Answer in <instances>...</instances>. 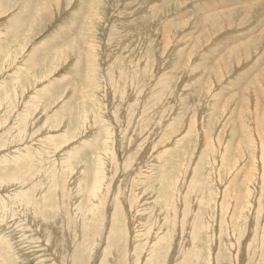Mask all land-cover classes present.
Wrapping results in <instances>:
<instances>
[{
  "label": "rangeland",
  "instance_id": "374dc122",
  "mask_svg": "<svg viewBox=\"0 0 264 264\" xmlns=\"http://www.w3.org/2000/svg\"><path fill=\"white\" fill-rule=\"evenodd\" d=\"M263 160L264 0H0V264H264Z\"/></svg>",
  "mask_w": 264,
  "mask_h": 264
},
{
  "label": "bare ground",
  "instance_id": "6f19581e",
  "mask_svg": "<svg viewBox=\"0 0 264 264\" xmlns=\"http://www.w3.org/2000/svg\"><path fill=\"white\" fill-rule=\"evenodd\" d=\"M49 1H50V0H49ZM59 2H60V1H59ZM67 4H68V3H67ZM233 4H234V3H233ZM231 6H232V5H231ZM53 8H54V7H53ZM216 8H217V7H216ZM214 10H215V9H214ZM39 15H40V14H39ZM48 15H49V14H48ZM72 16H73V15H72ZM81 17H82V15H81ZM84 17H85V16H84ZM71 18H72V17H71ZM86 18L89 19L87 16H86ZM73 19H74V18H73ZM81 20H82V18H81ZM74 21H75V19H74ZM134 21H135V20H134ZM82 23H84V22H82ZM78 24H79V23H78ZM87 24H88V23H87ZM73 26H74V24H73ZM78 26H79V25H78ZM80 26H81V24H80ZM91 26H92V25H91ZM14 28H17V25H16V24H14ZM93 31H94V30H93ZM79 32H80V31H79ZM84 36H85V35H84ZM91 37H92V36H91ZM87 39H88V37H87ZM165 42H166V41H165ZM76 43H77V41H76ZM163 43H164V42H163ZM76 47H77V46H76ZM62 48H63V47H62ZM78 48H79V47H78ZM62 50H64V48H63ZM69 51H70V49H69ZM78 51H79V50H78ZM61 53H62V52H61ZM63 54H64V53H63ZM63 54H62V56H61L60 59L63 58ZM67 54H68V53H67ZM69 54H70V53H69ZM222 56H223V55H222ZM66 57H68V56H66ZM66 57H65V58H66ZM78 57H80V56H78ZM69 58H70V57H69ZM69 58H68L67 60H69ZM81 59H82V58H81ZM81 59H80V61H81ZM72 60H73V59H72ZM59 61H60V60H59ZM82 61H83V60H82ZM67 62H68V61H67ZM71 62H72V61H71ZM90 62H91V61H90ZM232 62H233V61H232ZM88 64H89V63H88ZM148 64H149V63H148ZM54 65H55V64H54ZM66 65H67V64H66ZM90 65H91V64H90ZM45 66H46V65H45ZM51 66H52V65H51ZM61 66H62V64H61ZM91 66L93 67V65H91ZM43 67H44V66H43ZM46 67H47V66H46ZM55 67H56V66H55ZM239 68H240V67H239ZM51 69H53V68H51ZM51 69H50V71H51ZM91 69H92V68H91ZM50 71H49V72H50ZM53 72H54V71H53ZM53 72H52V73H53ZM91 73H92V72H91ZM50 75H51V74H50ZM88 75H89V73H88ZM250 78H251V77H250ZM93 80H94V79H93ZM164 80H165V79H164ZM47 93H48V91H47ZM194 93H195V92H194ZM10 94H11V93H10ZM48 94H49V93H48ZM54 95H55V94H54ZM19 96H20V95H19ZM55 96H56V95H55ZM35 100H36V99H35ZM40 101H41V100H40ZM9 105H10V104H9ZM67 107H69V106H67ZM40 109H41V108H40ZM67 109H68V108H67ZM70 109H71V108H70ZM61 110H62V109H61ZM65 110H66V109H65ZM99 110H100V109H99ZM72 111H73V110H72ZM72 111H71V112H72ZM24 112H25V111H24ZM57 112H58V111H57ZM57 112H56V113H57ZM60 113H61V112H60ZM68 113H69V111H68ZM75 113H76V112H75ZM54 114H55V113H54ZM54 114H53V116H54ZM66 114H67V112H66ZM61 115H62V113H61ZM61 115H60V116H61ZM77 115H78V114H77ZM84 115H85V114H84ZM86 115H87V114H86ZM69 116H70V114H69ZM5 117H6V116H5ZM94 117H95V116H94ZM71 118H72V116H71ZM29 119H30V118H29ZM93 119H94V118H93ZM95 119H96V118H95ZM99 119H100V118H99ZM99 119H98V120H99ZM104 120H105V119H104ZM8 121H10V120H8ZM31 121H34V120H31ZM79 122H80V120H79ZM85 122H86V120H85ZM93 122H94V121H93ZM100 122H101V120H100ZM28 123H29V122H28ZM31 123H32V122H30L29 124H31ZM35 124H36V123H35ZM59 124H61V123H59ZM92 124H93V123H92ZM95 124H96V123H95ZM31 125H32V124H31ZM83 125H84V124H83ZM34 126H36V125H34ZM57 126H58V125H57ZM59 126H60V125H59ZM81 126H82V125H81ZM88 126H89V125H88ZM61 127H63V126H61ZM61 127H60V128H61ZM45 128H46V127H45ZM71 128H72V127H71ZM89 128H90V127H89ZM102 128H104V127H102ZM33 129H34V128H33ZM66 129H67V128H66ZM66 129H65V130H66ZM106 129H107V128H106ZM106 129H103V130L106 131ZM98 130H99V129H98ZM108 130H109V133H110V129H108ZM108 130H107V131H108ZM31 131H32V130H31ZM73 132H74V131H73ZM6 133H7V132H6ZM10 133H11V132H10ZM24 133H25V132H24ZM68 133H69V132H68ZM74 133H76V131H75ZM80 133H83V132H80ZM80 133L78 134V135H79V136H78L79 139H81V138H80V137H81V134H80ZM85 133H86V132H85ZM85 133H84V134H85ZM111 133H112V132H111ZM34 134H35V133H34ZM72 134H73V133H72ZM20 135H21V134H20ZM29 135H30V134H29ZM23 136H24V135H23ZM68 136H70V135H68ZM71 136H72V135H71ZM109 136H110V134H109ZM1 137H3V136H1ZM20 137H21V136H19V138H20ZM72 137H73V136H72ZM76 137H77V136H76ZM78 137H77V138H78ZM100 137H101V136H100ZM60 139H61V136H60ZM63 139H64V138H63ZM63 139H62V140H63ZM68 139H69V138H68ZM65 141H67V140H65ZM75 141H76V140H75ZM93 141H94V140H93ZM110 141H112V140H110ZM38 142H39V141H38ZM45 142H46V141H45ZM63 142H64V141H63ZM69 142H70V141H69ZM79 142H80V141H79ZM83 142H84V141H82V143H83ZM91 142H92V140H91ZM66 143H68V142H66ZM77 143H78V142H77ZM87 143H88V142H86V144H87ZM111 143H112V142H111ZM69 144H70V143H69ZM88 144H90V143H88ZM93 144H96V143L94 142ZM93 144H92V145H93ZM21 145H22V144H21ZM24 145H25V144H24ZM67 145H68V144H67ZM30 146H31V145H30ZM34 146H35V145H34ZM21 147H22V146H21ZM32 147H33V146H32ZM62 147H63V145L61 146V148H62ZM14 148H15V147H14ZM18 148H19V147H18ZM33 149H34V148H33ZM37 149H38V148H37ZM58 149H60V148L58 147ZM49 151H50V150H49ZM21 152H23V151H21ZM39 152H41V151H39ZM57 152H58V151H57ZM66 152H67V154H71V153L74 154V153H75L74 149H70V150H68V151H65V153H66ZM76 152H77V150H76ZM78 152H80V151H78ZM44 153L46 154V152H44ZM63 153H64V152H63ZM84 153H85V152H84ZM32 154H34V153H32ZM35 154H36V153H35ZM81 154H82V153H81ZM81 154H80V155H81ZM162 154H163V153H160L159 156H161ZM30 155H31V154H30ZM42 155H43V154H42ZM65 155H66V154H65ZM35 156H37V155H35ZM60 156H63V154H62V155L60 154ZM77 156H79V155H77ZM20 157H21V156H20ZM40 157H41V156H40ZM43 157H44V156H43ZM80 157H81V156H80ZM82 157H84V156H82ZM90 157H91V156H90ZM14 158H15V157H14ZM67 158H68V157H67ZM8 159H10V158H8ZM38 159H39V158H38ZM42 159H43V158H42ZM78 159H80V158L78 157ZM85 159H86V158H85ZM35 160H37V159H35ZM35 160H34V161H35ZM51 160H52V159H51ZM61 160H62V159H61ZM65 160H66V159H65ZM75 160H76V159H75ZM81 160H83V159H81ZM96 160H97V159H96ZM6 161H7V160H6ZM39 161H40V160H39ZM62 161H63V160H62ZM94 161H95V159H94ZM105 161H106V160H105ZM160 161H161V160H160ZM263 161H264V160H263ZM20 162H21V161H20ZM35 162H36V161H35ZM47 162H48V161H47ZM67 162H68V161H67ZM78 162H79V161H78ZM96 162H97V161H96ZM101 162H102V161H101ZM156 162H157V161H156ZM42 163H43V162H42ZM81 163H82V162H81ZM161 163H162V162H161ZM40 164H41V163H40ZM47 164H48V163H47ZM49 164H50V162H49ZM51 164H52V162H51ZM61 164H64V162L61 163ZM72 164H73V163H72ZM83 164H84V162H83ZM43 165H44V164H43ZM68 165H69V164H68ZM87 165H88V164H87ZM101 165H102V164H101ZM8 166H9V165H8ZM158 166H159V165H158ZM164 166H165V165H164ZM64 167H65V166H64ZM70 167H71V166H70ZM78 167H80V166H78ZM86 167H87V166H86ZM86 167H85V168H86ZM263 167H264V166H263ZM21 168H23V167H21ZM66 168H67V170H70L67 166H66ZM73 168H74V167H73ZM92 168L95 169L94 167H92ZM92 168H91V170H92ZM111 168H112V167H111ZM111 168L109 169L110 171H111ZM168 168H169V167H168ZM61 169H62V168H61ZM74 169H75V168H74ZM86 169H87V168H86ZM101 169H102V168H101ZM166 169H167V168H166ZM263 169H264V168H263ZM48 170H49V169H48ZM48 170H47V172H48ZM71 170H72V169H71ZM76 170H77V169H76ZM83 170H84V169H83ZM112 170H113V169H112ZM5 171H6V170H5ZM15 171H16V170H15ZM17 171H18V170H17ZM25 171H27V170H25ZM54 171H55V170H54ZM63 171H64V170H63ZM89 171H90V170H89ZM93 171H94V170H93ZM99 171H100V170H99ZM110 171H109V172H110ZM10 172H11V171H10ZM19 172H20V171H19ZM47 172H46V173H47ZM84 172H85V171H84ZM94 172H95V171H94ZM94 172H93V173H94ZM97 172H98V171H97ZM111 172H112V171H111ZM111 172H110V173H111ZM263 172H264V170H263ZM72 173H73V172H72ZM85 173H86V172H85ZM110 173H109V174H110ZM12 174L15 175V173H12ZM27 174H28V173H27ZM40 174H42V173L40 172ZM48 174H49V172H48ZM54 174H55V173H54ZM89 174H90V172H89ZM91 174H92V173H91ZM102 174H103V173H102ZM9 175H10V173H9ZM65 175H66V174H65ZM7 176H8V175H7ZM16 176H17V175H16ZM16 176H15V177H16ZM34 176H35V175H34ZM34 176H33V177H34ZM92 176H94V175H92ZM106 176H107V175H106ZM108 176H109V175H108ZM12 177H13V175L10 177V179L8 178L7 180H11ZM33 177H32V178H33ZM71 177H72V176H71ZM96 177H97V176H96ZM156 177H157V176H156ZM16 178H17V177H16ZM24 178H25V177H24ZM29 178H30V177H29ZM91 178H92V177H91ZM100 178H101V177H100ZM263 178H264V177H263ZM5 179H6V178H5ZM25 179H26V178H25ZM54 179H55V178H54ZM81 179H82V178H81ZM88 179H90V178H88ZM95 179H96V178H95ZM95 179H93V180H95ZM101 179H102V178H101ZM107 179H108V178H107ZM158 179H159V178H158ZM97 180H98V179H97ZM108 180H109V179H108ZM5 181H6V180H5ZM12 181H13V180H12ZM82 181H83V180H82ZM98 181H100V180H98ZM102 181H103V180H102ZM104 181H106V179H105ZM77 182H78V179H75V180H74V185H76ZM85 182H86V179H85ZM85 182H84V183H85ZM94 182L98 183L97 181H94ZM178 182H179V181H178ZM12 183H13V182H11V181L8 182L9 185H11ZM17 183H18V182H17ZM75 183H76V184H75ZM91 183H92V181H91ZM104 183H105V182H104ZM5 184H6V183H5ZM15 184H16V183H15ZM18 184H19V183H18ZM78 184L80 185V182H79ZM86 184H87V183H86ZM102 184H103V183H102ZM72 185H73V184H72ZM74 185H73V186H74ZM97 185L99 186V184H97ZM13 186H14V185H13ZM61 187H62V186H61ZM76 187H77V186H76ZM17 188H18V187H17ZM63 188H64V187H63ZM90 188H91V187H89V189H90ZM92 188H93V184H92ZM95 188H96V187H95ZM99 188H100V187H99ZM101 188H102V186H101ZM190 188H191V187H190ZM11 189H12V188H11ZM102 189H103V188H102ZM140 189H141V188H140ZM192 189H193V188H192ZM78 190H80V189H78ZM96 190H97V189H96ZM96 190H95V191H96ZM98 190H99V189H98ZM256 190H257V189H256ZM69 191H70V190H69ZM89 191H90V190H89ZM140 191H141V190H140ZM140 191H139V192H140ZM98 192H99V191H98ZM137 192H138V191H137ZM10 193H11V192H10ZM17 193H18V192H17ZM95 193H96V192H95ZM140 193H141V192H140ZM142 193H143V195H144V192H142ZM152 193H153V192H152ZM7 194H9V193H7ZM72 194H73V193H72ZM81 194H82V193H81ZM89 194H90V193H89ZM138 194H139V193H138ZM55 195H56V194H55ZM102 195H103V194H102ZM150 195H151V194H150ZM0 196H1V195H0ZM10 196H12V195H10ZM22 196H24V193L22 194ZM204 196H205V195H204ZM146 197H148V196L146 195L145 198H146ZM0 198H1V197H0ZM2 198H3V197H2ZM25 198H26V197H25ZM40 198H41V197H40ZM93 198H94V197H93ZM93 198H92V199H93ZM140 198H141V197H139V199H140ZM95 199H97V198H95ZM135 199H137V198H135ZM203 199H204V198H203ZM18 200H19V199H18ZM18 200H17V201H18ZM20 200H21V199H20ZM137 200H138V199H137ZM137 200H136V201H137ZM140 200H141V199H140ZM146 200H147V199H146ZM25 201H26V200H25ZM141 201H143V200H141ZM156 201H157V200H156ZM19 202H20V201H19ZM35 202H36V201H35ZM46 202H47V201H46ZM20 203H23V202H20ZM25 203L28 204L29 202L27 201V202H25ZM56 203H57V202H56ZM138 203H139V202H138ZM151 203H152V202H151ZM158 203H159V202H158ZM89 204H90V203H89ZM197 204H198V203H197ZM69 205H71V204H69ZM80 205H81V204H80ZM153 205L155 206L154 203H153ZM156 205H157V204H156ZM29 206H31V205L29 204ZM157 206H159V205H157ZM157 206H156V208H157ZM24 207H25V206H24ZM73 207H74V206H73ZM87 207H88V205H87ZM43 208H44V207H43ZM76 208H77V207H76ZM76 208H75V209H76ZM89 208H90V207H89ZM23 209H25V208H23ZM72 209H73V208H72ZM72 209H71V210H72ZM96 209H97V208H96ZM27 210H28V209H27ZM27 210H25V211L27 212ZM43 210H45V209H43ZM23 211H24V210H23ZM46 211H47V210H46ZM49 211H50V210H49ZM89 211H90V210H89ZM94 211H95V210H94ZM106 211H108V210L106 209ZM33 212H34V211H33ZM65 212H66V210H65ZM67 212H68V211H67ZM87 212H88V211H87ZM104 212H105V211H104ZM0 213H1V212H0ZM15 213H16V212H15ZM99 213H101V212H99ZM106 213H107V212H106ZM25 214H26V213H25ZM36 214H37V213H36ZM78 214H79V212H78ZM22 215H23V214H22ZM40 215H41V214H40ZM45 215H46V214H45ZM101 215H102V214H101ZM247 215H248V214H246L245 216H247ZM32 216H33V215H32ZM37 216H38V215H37ZM53 216H54V215H53ZM96 216H97V215H96ZM107 216H108V214H107ZM34 217H35V216H34ZM39 217H42V216H39ZM71 217H72V216H71ZM94 217H95V216H94ZM97 217H98V216H97ZM105 217H106V216H105ZM35 218H36V217H35ZM81 218H82V217H81ZM128 219H129V218H128ZM31 220H33V219H31ZM36 220H37V219H36ZM40 220H42V219H40ZM43 220H44V219H43ZM43 220H42L41 223H43ZM129 220H130V219H129ZM192 221H193V220H192ZM256 221H257V220H256ZM26 222H27V221H26ZM194 222H195V221H194ZM10 223H11V221H10ZM46 223H47V222H46ZM54 223H55V222H54ZM85 223H86V222H85ZM190 224H192V223H190ZM199 224H200V223H199ZM141 225H142V224H141ZM188 225H189V224H188ZM195 225H196V223H195ZM80 226H81V225H80ZM83 226H84V225H83ZM143 226H144V225H143ZM143 226H142V227H143ZM149 226H150V225H149ZM51 227H53V226L51 225ZM144 227H145V226H144ZM192 227H193V226H192ZM10 228H11V227H10ZM58 228H59V227H58ZM150 228H151V227H150ZM204 228H206V227H204ZM59 229H60V228H59ZM85 229H86V228H85ZM196 229H197V226H196ZM258 229H259V228H258ZM35 230H36V229H35ZM194 230H195V228H194ZM194 230H193V231H194ZM201 230H203L202 227H201ZM259 230H261V229H259ZM32 231H33V230H32ZM32 231H31V232H32ZM63 231H64V230H63ZM191 231H192V229H191ZM199 231H200V228H199ZM207 231H208V230H207ZM263 231H264V230H263ZM263 231H262V232H263ZM84 232H85V231H84ZM221 232H222V231H221ZM260 232H261V231H260ZM120 233H121V232H120ZM191 233H193V232H191ZM200 233H201V232H200ZM67 234H68V233H67ZM85 234H86V233H85ZM49 235H50V234H49ZM153 235H154V234H153ZM263 235H264V233H263ZM9 236H10V235H9ZM155 236H156V235H155ZM155 236H154V237H155ZM190 236H191V235H190ZM194 236H195V235H194ZM261 236H262V235H261ZM12 237H13V236H12ZM14 237H15V236H14ZM51 237H52V236H51ZM152 237H153V236H152ZM184 237H185V236H184ZM192 237H193V235H192ZM196 237H197V236H196ZM263 237H264V236H263ZM150 238H151V237H150ZM182 239H184V238H182ZM185 239H186V238H185ZM189 239H190V238H189ZM193 239H194V238H193ZM198 239H199V237H198ZM219 240H220V239H219ZM263 240H264V239H263ZM31 241H32V240H31ZM83 241H85V240H83ZM149 241H150V240H149ZM188 241H189V240H188ZM195 241H197V239H196ZM260 241H261V239H260ZM53 242H54V241H53ZM193 242H194V241H193ZM209 242H210V241H209ZM143 243H144V241H143ZM190 243H191V242H190ZM202 243H203V241H202ZM149 244H150V243H149ZM171 244H172V243H171ZM188 245H190V244L188 243ZM196 245H197V244H196ZM196 245H195V246H196ZM201 245H202V244H201ZM54 246H55V245H54ZM87 246H88V245H87ZM188 249H189V248H188ZM194 249H195V248H194ZM210 250H211V249H210ZM145 251H146V250H145ZM63 252H64V251H62V253H63ZM195 252H196V250H195ZM186 253H187V252H186ZM186 253H185V254H186ZM22 254H23V253H22ZM24 254H25V253H24ZM26 254H27V253H26ZM61 255H63V254H61ZM73 255H74V254H73ZM209 255H210V254H209ZM13 256H14V255H13ZM59 256H60V255H59ZM66 256H67V255H66ZM73 257H74V256H73ZM190 257H191V256H190ZM186 259H187V258H186ZM187 260H188V259H187ZM53 262H54V261H53ZM55 262H56V261H55ZM186 262H187V261H186ZM209 262H210V261H209ZM183 263H184V261H183ZM209 264H210V263H209Z\"/></svg>",
  "mask_w": 264,
  "mask_h": 264
}]
</instances>
